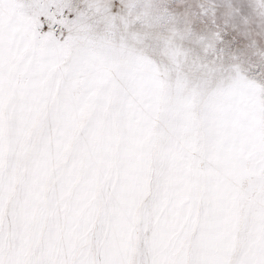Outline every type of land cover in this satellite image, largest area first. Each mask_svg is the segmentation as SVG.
Returning <instances> with one entry per match:
<instances>
[{"label": "snow or ice", "instance_id": "1", "mask_svg": "<svg viewBox=\"0 0 264 264\" xmlns=\"http://www.w3.org/2000/svg\"><path fill=\"white\" fill-rule=\"evenodd\" d=\"M0 264H264V0H0Z\"/></svg>", "mask_w": 264, "mask_h": 264}]
</instances>
